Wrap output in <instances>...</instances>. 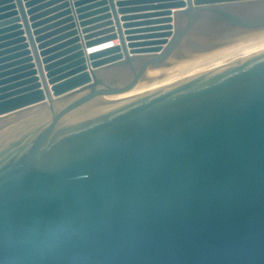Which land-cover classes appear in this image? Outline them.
<instances>
[{"label": "water", "instance_id": "1", "mask_svg": "<svg viewBox=\"0 0 264 264\" xmlns=\"http://www.w3.org/2000/svg\"><path fill=\"white\" fill-rule=\"evenodd\" d=\"M263 31L264 0H0V264H264V46L151 73Z\"/></svg>", "mask_w": 264, "mask_h": 264}, {"label": "bare ground", "instance_id": "2", "mask_svg": "<svg viewBox=\"0 0 264 264\" xmlns=\"http://www.w3.org/2000/svg\"><path fill=\"white\" fill-rule=\"evenodd\" d=\"M113 42L115 43L111 42V44L115 45L116 41H113ZM109 45L110 44H101V45L95 46L93 48L86 50V53H89L91 51H96L104 47H108ZM261 46H264V31L256 35H253L249 38H245L238 42H235L231 46L219 49L218 51L209 53L205 56L195 58L192 62L180 64L176 66L175 68L169 69L166 71H154L151 73L160 74V75H169V74L191 70V69H195L199 67H204V66L222 61L224 59L236 56L238 54L250 51L252 49H255Z\"/></svg>", "mask_w": 264, "mask_h": 264}, {"label": "crops", "instance_id": "3", "mask_svg": "<svg viewBox=\"0 0 264 264\" xmlns=\"http://www.w3.org/2000/svg\"><path fill=\"white\" fill-rule=\"evenodd\" d=\"M112 43H115V42H112Z\"/></svg>", "mask_w": 264, "mask_h": 264}]
</instances>
